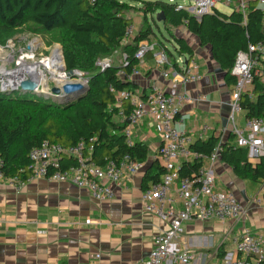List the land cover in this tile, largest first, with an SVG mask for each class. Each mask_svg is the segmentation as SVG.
<instances>
[{"label": "trees", "instance_id": "16d2710c", "mask_svg": "<svg viewBox=\"0 0 264 264\" xmlns=\"http://www.w3.org/2000/svg\"><path fill=\"white\" fill-rule=\"evenodd\" d=\"M132 2L141 5L138 11L142 13L144 27L126 42L127 28L133 24L127 15ZM177 5L176 0H0V39L10 37L25 26L40 35L53 34L52 40L62 46L66 71L82 73L89 79L88 91L78 101L64 106L32 93L0 90V157L5 161V175L12 177L20 169H26L31 151L45 141L62 146L85 142L93 147L90 158L99 166L125 155L147 162L148 144L135 140L133 146L126 145L124 131L128 123L116 117L115 95L110 88L136 92L137 86L127 77L140 66L135 54L141 43L153 44L151 40L155 37L158 40L155 50H164L169 58L173 57L155 28L161 33L162 26L172 35V30L183 27L187 21L186 31L197 38L202 48H210L213 61L224 73L226 85L234 88L236 79L231 70L238 54L247 51L249 45L264 41L263 19L256 5H249L246 20L238 12L227 15L215 10L200 21L185 11H178ZM159 14L163 15V23L156 20ZM172 41L179 56L194 57L184 39L174 37ZM118 51L128 65L100 72L98 62L113 57ZM153 58L154 51L144 61ZM120 70L125 72V80L118 76ZM263 77L264 59H259L253 79L255 99L245 95L241 100L245 120L264 117ZM128 114L126 109L125 115ZM218 146L221 162L239 180L264 185V157L251 160L247 149L237 147L236 136L231 132L224 140L214 136L194 140L191 150L199 157L183 162L180 176L194 181L204 166V159ZM73 164L72 158H66L63 166ZM164 173L157 161L152 162L144 178V190L157 183ZM219 255H225L221 248Z\"/></svg>", "mask_w": 264, "mask_h": 264}, {"label": "built area", "instance_id": "2783aa9c", "mask_svg": "<svg viewBox=\"0 0 264 264\" xmlns=\"http://www.w3.org/2000/svg\"><path fill=\"white\" fill-rule=\"evenodd\" d=\"M250 4H255L262 15L264 28V0H194V3L188 6L178 4L177 10L185 11L200 21L203 16L215 10L219 11L217 7L220 5L231 13H240L246 20ZM187 24L185 21L184 26L176 31L181 32ZM136 32V26L130 24L126 31V42L130 41ZM155 47V44L149 42L141 43L135 59L141 64L150 52L155 51ZM259 59H264V41L249 45L247 51L240 52L231 70L236 84L228 123L231 125V133L236 136L237 147L247 149L251 160L264 157V117L245 120L243 125L238 123V117L242 112V98L248 95V99H255L253 79L257 73ZM154 60L165 79L171 76L166 70H173L176 83L180 82L183 86L197 84L203 78L201 65L195 56H180L171 62L166 51L161 50L154 54ZM127 65L124 57L119 66ZM97 66L100 72H105L114 65L109 60H103L99 61ZM139 75L138 69L128 77L123 70L118 73L120 79L125 80L127 77L130 81ZM88 80L87 78L85 84H88ZM110 91L115 95V107L118 110L116 117L120 122H130L124 131L128 147L135 143L132 127L143 121L148 120L156 124L162 135V144L155 160L165 173L157 183L151 184L143 191L141 202L146 213L156 216L167 224L168 228L154 237L151 252L140 264H209V261L213 264H264V237L249 230L238 235L234 252H225V255L220 257L219 248L209 260L207 255L181 243L185 224L212 221L220 224L239 223L244 221L247 214L245 206L233 192L216 188L213 167L220 161V146L210 157L204 159L209 165L202 167L194 181L182 178L179 174L181 160L192 161L199 157L191 150L194 140L186 127L183 108L191 103H208V97L193 98L187 92L170 94L157 86L151 87L147 93L116 91L113 88H110ZM126 109H129L128 116L125 115ZM211 130L208 124L202 127L205 134ZM92 151L93 147L85 142L62 146L45 141L31 151L30 164L26 169H20L15 176L5 175V161L0 157V183L17 192L34 180L68 183L89 191L98 201H107L116 198L115 188L142 173L147 166L146 162L136 161L130 155L99 166L90 158ZM66 158H72L74 164L64 167ZM174 187L177 188L179 204L171 196ZM252 204L257 207L264 206V195L254 197ZM100 258V254L95 255V259Z\"/></svg>", "mask_w": 264, "mask_h": 264}, {"label": "crops", "instance_id": "0c3cea01", "mask_svg": "<svg viewBox=\"0 0 264 264\" xmlns=\"http://www.w3.org/2000/svg\"><path fill=\"white\" fill-rule=\"evenodd\" d=\"M181 33L180 38L192 48L201 65L203 78L199 83L188 86L176 83L174 71L168 69L171 76L165 79L154 58L140 64V75L131 82L137 86V93H147L157 86L170 94L187 92L193 98L207 96L208 103L185 105L186 127L193 140H207L213 136L224 140L231 132L228 118L234 88L226 85L224 73L217 72L219 67L213 61L210 48H202L186 29ZM188 35L193 37L191 42L186 39ZM158 52L155 50L154 54ZM244 121L241 112L238 123L243 125ZM206 124L212 130L205 134L202 127ZM132 129L136 141L149 145V159L142 173L115 188L113 200L98 201L89 191L68 183L34 180L19 192L0 183V264H140L148 257L154 237L168 228L156 216L146 213L141 202L144 178L150 164L156 161L162 135L159 127L148 120ZM183 162L186 161L181 160L180 165ZM208 165L209 162L204 160V166ZM213 170L216 188L233 192L247 210L244 221L225 223H231L230 232L235 231L238 237L249 230L264 237V206L252 204L254 197H248L245 182L221 160ZM260 195H264V185L256 196ZM171 196L179 202L176 187ZM220 225L213 221L188 223L183 234L187 233L189 238L182 240L181 237V243L203 252L204 248L213 245V241L197 236V233L211 235L213 230L223 233ZM203 228L204 231L199 230ZM219 248L220 245L216 251ZM97 254L101 255L98 260L95 259Z\"/></svg>", "mask_w": 264, "mask_h": 264}, {"label": "rangeland", "instance_id": "374dc122", "mask_svg": "<svg viewBox=\"0 0 264 264\" xmlns=\"http://www.w3.org/2000/svg\"><path fill=\"white\" fill-rule=\"evenodd\" d=\"M146 1H154V0H146ZM168 1V0H167ZM178 4L182 5H189L190 3L193 4L194 0H176ZM131 10L127 13L128 17H131L133 19V24L136 26L137 30L144 27L143 17L141 11H138L140 9L141 5L139 3L132 2L130 3ZM217 9L224 13V14H231V11L223 6H218ZM151 23H153L151 21ZM161 33L155 28V32L159 36V39L164 42V44L167 46L168 50L173 53V57H170V61L174 62L176 61L180 56L175 52L174 50V41H172V38L181 37V32L173 31L172 35L164 29V27L161 26ZM53 34H38L36 31L32 30L31 27L25 26L23 28L18 29L13 35L7 38L0 39V90H4L2 88L3 82H5L7 79L4 76L5 73H8L10 71L17 70L18 64L20 59L25 60L28 64L41 62L43 60H49L51 63V67L45 72L44 78L47 80L50 79L52 75L58 76L59 74H65L66 80L71 83H84L87 80V76L82 73H77L75 76H70L68 72L65 70V66L62 64V56H63V50L62 46L58 43H55L53 40ZM186 39L191 42L193 37L188 35L186 36ZM154 37L151 41H153V44L158 42V40ZM62 52V53H61ZM110 63H112L114 66L120 65L122 63V54L120 51L115 53V55L109 59ZM3 73V74H2ZM48 73V74H47ZM260 74V73H259ZM25 80L29 78H37V76L32 75H25L22 77ZM18 79V78H17ZM5 80V81H4ZM12 80V79H11ZM264 82V77L262 79ZM50 83V89L54 87L57 83L55 81H48ZM87 85V84H85ZM12 89V88H9ZM8 89V90H9ZM40 89H42L40 87ZM6 90V89H5ZM7 90V91H8ZM10 91V90H9ZM20 91V90H16ZM245 184L248 187L247 194L248 197H255L257 194H259V191L261 187L259 185H253L248 182H245ZM261 196V195H260ZM239 198V197H238ZM240 200V199H239ZM186 225L183 227V231L186 228ZM201 226V225H200ZM208 226V225H207ZM223 229V233L220 230H213L214 232L211 233H197V236L200 237H206L208 241H213V245H209L206 248L203 249V252L200 251L198 253L207 255V260H209L216 251V248L219 247L222 250H225L227 253H232L236 250L235 240H236V232H230L232 231V225L231 223L228 224H222L220 225ZM201 231H204L205 229H199ZM188 239L187 233H184L182 235V240ZM238 238V237H237ZM181 240V239H180ZM224 243V244H223ZM209 264H213L212 261L208 262Z\"/></svg>", "mask_w": 264, "mask_h": 264}, {"label": "water", "instance_id": "95a60500", "mask_svg": "<svg viewBox=\"0 0 264 264\" xmlns=\"http://www.w3.org/2000/svg\"><path fill=\"white\" fill-rule=\"evenodd\" d=\"M156 20L158 23H163L164 22L163 15L159 14ZM63 60H64V57H63ZM217 72L223 73L221 69H218ZM68 74L73 77L76 75V72L71 71V72H68ZM10 90L11 91L20 90L23 93H32L38 97L45 99L46 101H51L54 104L64 106V105L73 103L75 101H78L88 91V84L85 85L82 83H71L70 82L61 88H58L54 85V87L49 89L48 92H44L43 89L39 88V85L37 83L32 82L30 80H26V81L21 82V85L20 87H18V89L12 88ZM3 91H7V90H3ZM127 123L130 124L129 121H127ZM223 123L227 124V121H224Z\"/></svg>", "mask_w": 264, "mask_h": 264}, {"label": "bare ground", "instance_id": "6f19581e", "mask_svg": "<svg viewBox=\"0 0 264 264\" xmlns=\"http://www.w3.org/2000/svg\"><path fill=\"white\" fill-rule=\"evenodd\" d=\"M63 59V57H62ZM63 65H65L63 60ZM51 67V63L49 60H43L41 62L28 64L25 60L20 59L17 70L10 71L8 73H5L4 76L7 79L5 82H3L4 90H8L9 88L18 89L20 87L22 81H26L25 78L23 79L25 75H32L37 76V78H29L27 80H30L32 82H35L39 85V88L41 87L44 92L49 91L50 83L48 81H55L57 84L55 85L58 88L63 87L67 83H70L66 80L65 74H59L58 76H50V79L44 78L45 72ZM3 74V73H2ZM48 74V73H47ZM18 78V79H17ZM12 79V80H11ZM10 90V89H9Z\"/></svg>", "mask_w": 264, "mask_h": 264}]
</instances>
